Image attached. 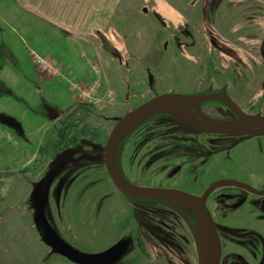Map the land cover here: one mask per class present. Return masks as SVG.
Instances as JSON below:
<instances>
[{
	"label": "flooded vegetation",
	"instance_id": "1",
	"mask_svg": "<svg viewBox=\"0 0 264 264\" xmlns=\"http://www.w3.org/2000/svg\"><path fill=\"white\" fill-rule=\"evenodd\" d=\"M67 18L62 36L91 49L102 81L75 84L81 101L66 108L40 96L38 112L51 124L77 116L107 129L118 115L161 94L186 98L183 114L156 113L121 140L118 170L137 186L196 199L205 194L220 240L219 264H264V129L250 124L249 131L221 133L204 127L207 118L232 123L243 114L264 116V0H115L108 9ZM0 45L1 57L6 51ZM4 82L0 78V94ZM96 95L109 100L91 106ZM0 122L26 140L13 118L0 113ZM105 142L106 136L78 135L44 155L36 180L56 153L73 148L48 191V217L60 236L75 246L62 227L80 244L96 238L97 229L113 233L95 249L81 244L86 252L118 244L101 264H198L191 196H126L96 159Z\"/></svg>",
	"mask_w": 264,
	"mask_h": 264
},
{
	"label": "rangeland",
	"instance_id": "2",
	"mask_svg": "<svg viewBox=\"0 0 264 264\" xmlns=\"http://www.w3.org/2000/svg\"><path fill=\"white\" fill-rule=\"evenodd\" d=\"M114 1L0 0V44L6 51L0 57V78L6 88L0 94V113L18 122L26 137L24 140L0 122V264H72L50 253L40 240L28 203L31 183L36 181L45 154L72 144L78 135L103 140L112 127L101 129L89 124L88 118L81 120L77 116L59 125L51 124L38 112V100L41 96L51 105L66 108L81 101L75 84L102 81L93 67L91 49L64 38L59 27L67 29L69 14L89 15L112 7ZM258 46V42L254 43L255 51ZM44 62L48 73L42 69ZM51 67H55L53 72ZM106 99L109 100L96 95L89 100L96 102L91 106L100 107ZM62 229L79 249L81 244L95 249L114 236L97 229L96 238L80 239V244L78 239L73 241L69 227Z\"/></svg>",
	"mask_w": 264,
	"mask_h": 264
},
{
	"label": "water",
	"instance_id": "3",
	"mask_svg": "<svg viewBox=\"0 0 264 264\" xmlns=\"http://www.w3.org/2000/svg\"><path fill=\"white\" fill-rule=\"evenodd\" d=\"M187 100L174 94H161L147 100L134 109L118 117L110 129L106 142L101 146L96 159L101 160L108 172L109 177L116 186L129 197L134 198H166L169 195H180V193L191 196L181 191L156 187H142L128 182L122 177L117 167V149L121 140L129 134L140 123L150 116L160 112H172L174 115H181L185 112L180 102ZM237 122L207 120L204 127L209 131L232 133L231 131H249L246 128L250 124L258 125L264 129V116L242 115ZM242 125V126H241ZM73 148L64 149L55 154V157L48 164L45 174L36 181H32L30 199L28 203L32 213V220L40 240L50 248V253H57L77 264H101L102 261L113 256L118 244L100 252H86L66 242L55 229L48 217V191L54 180L57 168L72 154ZM203 194L200 197L191 196V202L197 208V222L193 235L197 246L198 264H219L221 260L220 240L214 223L205 206ZM199 205V208L198 206Z\"/></svg>",
	"mask_w": 264,
	"mask_h": 264
}]
</instances>
